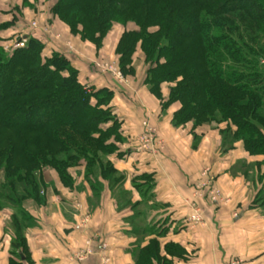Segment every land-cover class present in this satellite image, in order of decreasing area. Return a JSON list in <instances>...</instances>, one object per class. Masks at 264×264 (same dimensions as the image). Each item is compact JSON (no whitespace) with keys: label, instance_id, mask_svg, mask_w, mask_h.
<instances>
[{"label":"trees","instance_id":"1","mask_svg":"<svg viewBox=\"0 0 264 264\" xmlns=\"http://www.w3.org/2000/svg\"><path fill=\"white\" fill-rule=\"evenodd\" d=\"M49 12L51 22L97 50L116 25L123 27L119 69L135 77V56L142 54L145 86L162 110L180 105L174 127H211L226 151L241 143L250 157L264 159V0H54ZM18 21L0 23V209L14 213L9 264L30 261L26 231L35 220L26 204H45L42 173L53 170L76 190L70 171L85 165L84 178L99 198L106 186L122 187L111 158L124 155L127 140L112 107L115 92L83 84L63 52L45 55L48 41L30 35L21 50L4 51L9 40L1 33ZM261 166L245 165L243 174ZM133 184L150 191L153 179L141 175ZM147 233L154 237L133 247L134 264L185 256L178 244L161 246L162 232Z\"/></svg>","mask_w":264,"mask_h":264},{"label":"crops","instance_id":"2","mask_svg":"<svg viewBox=\"0 0 264 264\" xmlns=\"http://www.w3.org/2000/svg\"><path fill=\"white\" fill-rule=\"evenodd\" d=\"M19 1L0 0V13H5L8 6L17 8ZM5 17L1 16L0 23L9 21ZM18 24L3 31L1 37L9 41L18 37ZM49 25L53 26L52 39L45 55L49 50L63 52L79 69L83 84L108 87L115 92L112 107L122 121L127 140L121 147L124 155L111 161L124 182L115 191L106 186L95 199L84 182V168L70 171L76 190L63 186L55 171H45L48 186L41 193L45 204H26L35 225L26 231L30 261L25 264H134L133 247L148 244L154 237L147 233L151 228L163 233L158 238L162 247L175 243L184 249L183 258H169L172 264H229L232 259L264 264V188L257 180L248 179L250 173H255L256 178L264 175V166L243 174L245 165L259 164L264 159L250 157L241 143L222 152L219 130L211 127H174L173 115L180 105L162 110L161 100L145 86L146 68L140 52L134 61L136 76L126 77L127 84L102 73L97 65L113 60L117 63L115 50L123 27L116 25L97 50L91 43L72 36L58 20ZM33 31L21 30L23 36H35ZM54 34H59L60 39ZM167 93L165 89V97ZM145 120L156 128L157 138L162 141L163 147L157 153L140 149ZM225 128L226 125L221 127ZM207 168L210 176H215L223 197L230 198L228 204L211 203L207 190L195 199L196 186L207 180L202 175ZM141 175L153 179L149 193H139L134 187V178ZM75 200L81 202V208L73 206ZM193 202L202 210L204 226L192 227L188 222ZM13 214L9 207L0 209V264H9L12 257ZM87 217V223H83ZM88 249L92 254L84 262L72 259L73 253Z\"/></svg>","mask_w":264,"mask_h":264},{"label":"built area","instance_id":"3","mask_svg":"<svg viewBox=\"0 0 264 264\" xmlns=\"http://www.w3.org/2000/svg\"><path fill=\"white\" fill-rule=\"evenodd\" d=\"M30 28L35 31L41 29V27L36 22L31 23ZM43 31L44 34L47 35L51 34L53 31V26L47 23V27ZM53 36L56 37L57 40L60 39L61 37L59 34L56 35L54 34ZM26 44H27V38L21 36L14 40L6 42L3 48L4 51L10 52L18 49L21 50L22 48L25 47ZM97 67L100 69V71L104 73L113 74L116 80L119 81L120 83L127 84V79L125 75L122 73V71H120V69L117 66H114L110 63H105L102 65H97ZM143 127H144V132L139 138L140 149L144 151H152L154 153H157V151L163 147V144L162 142H159L156 139V129L150 125L148 120L143 123ZM202 175L206 177L207 180L206 182L196 186L195 194H194L195 199L201 198L204 195L203 194L204 191L207 190L208 193L207 195L211 203L223 202L225 204H228L229 200L223 197L220 188L213 184L215 182H214V178L210 176V169H206L205 171H203ZM77 207L81 208V205H78ZM191 209L193 210V213L189 218L190 225L192 227H196L199 225L204 226L205 221L203 218L202 210L199 209V207L195 202L191 204ZM87 221H88V217L83 219V223H87ZM91 254L92 252L89 249L84 251L83 250L78 251L72 254V259L75 260L77 263H82L85 260H87ZM108 261L109 260L106 259L105 263H107ZM229 264H247V263H245L241 259H232Z\"/></svg>","mask_w":264,"mask_h":264},{"label":"rangeland","instance_id":"4","mask_svg":"<svg viewBox=\"0 0 264 264\" xmlns=\"http://www.w3.org/2000/svg\"><path fill=\"white\" fill-rule=\"evenodd\" d=\"M10 1V0H9ZM53 2H54V0H20L19 2H18V5L16 6L17 7V11H16V8H12L11 6H8V8H6L5 10H7V11H4L5 13H0V18H1V16L3 15V16H7V17H5V19H8V20H10V19H12L13 17H16V18H18V28H17V30L20 32V33H18L17 35H19L18 37H21V36H23V31L24 32H27V29H31L30 27H31V23H34V22H36V23H38V25L41 27V29H45L46 27H47V23H51V15H50V12H49V10H50V7H51V5L53 4ZM2 12V11H1ZM43 16H45V17H43ZM37 30V31H33L36 35V37H39V38H42V39H44L45 40V42H49V41H51V39H52V36H50V34H45V36H42V35H44V34H41V33H43L44 31H42V30ZM21 30H22V32H21ZM40 31H41V33H40ZM18 37H12V38H10V39H16V38H18ZM48 42H47V44H48ZM49 48V47H48ZM114 61V62H113ZM110 64H112V65H114V66H117L118 67V65H117V63H116V61L115 60H113ZM119 68V67H118ZM121 71V70H120ZM102 72V71H101ZM102 73H104V72H102ZM123 73V72H122ZM106 74V73H105ZM107 75H111L110 77H111V79H113L114 81H117L116 80V78L114 77V75L113 74H111V73H107ZM126 77V76H125ZM145 121H147V120H145ZM144 121V122H145ZM149 121V120H148ZM143 122V123H144ZM149 123H150V121H149ZM151 125V124H150ZM152 126V125H151ZM153 127V126H152ZM213 127V126H212ZM143 129H144V127H143ZM156 129V128H155ZM144 131V130H143ZM156 139L159 141V142H162V141H160L158 138H157V130H156ZM220 149L222 150V152H224L226 149L222 146V140H221V147H220ZM161 149H159L157 152H159ZM82 166V167H81ZM77 168H84V170L82 171L83 173H85V165H80V166H78ZM245 168V167H244ZM73 169H76V168H73ZM73 169H71V170H73ZM208 169V168H207ZM206 170V169H205ZM204 170V171H205ZM245 170V169H244ZM45 171H47V170H45ZM44 171V172H45ZM44 172L42 173L43 174V179H44ZM251 172V171H250ZM210 173H211V170H210ZM233 174H235V172L233 171ZM253 175H251V173L249 174V178L248 179H250L251 181H258L259 182V184L260 185H262L263 186V182H264V177L263 178H261L260 176H259V178H256V175H255V173H252ZM85 175V174H84ZM72 176V175H71ZM214 178V182L215 183H213L214 185H216V186H218L217 184H216V178H215V176L213 177ZM2 180H3V178H2V175H0V182H2ZM45 182V181H44ZM84 182H86L87 183V185H89V183L86 181V179L84 178ZM46 184V183H45ZM138 184H140V183H138ZM85 185V184H84ZM140 185H142V184H140ZM48 185L46 184V187H47ZM89 187H90V185H89ZM91 189V188H90ZM45 190L44 189H42L41 190V192L42 193H45L44 192ZM91 192H92V190H91ZM137 192H139V193H149L150 191H147L146 190V187H142V189L141 190H138ZM226 199H228L229 201H230V198H228V197H226ZM79 204H81V202L80 201H77V200H75V201H73V206H75V205H79ZM188 222H189V219H188ZM190 224V223H189ZM242 260V259H241ZM244 261V260H243ZM245 263H247L246 261H244Z\"/></svg>","mask_w":264,"mask_h":264}]
</instances>
